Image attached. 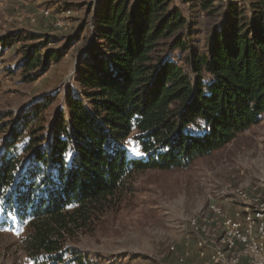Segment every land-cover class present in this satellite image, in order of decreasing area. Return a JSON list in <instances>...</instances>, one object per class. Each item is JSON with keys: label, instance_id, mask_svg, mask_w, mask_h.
Here are the masks:
<instances>
[{"label": "trees", "instance_id": "obj_1", "mask_svg": "<svg viewBox=\"0 0 264 264\" xmlns=\"http://www.w3.org/2000/svg\"><path fill=\"white\" fill-rule=\"evenodd\" d=\"M218 1L185 0L209 14ZM173 4L99 0L88 12L93 36L69 113L47 129L30 111L4 140L0 201L25 228L33 264H91L72 244L121 204L138 175L188 169L262 122L264 0L227 5L203 48ZM48 44L24 51L25 73L41 76L61 60Z\"/></svg>", "mask_w": 264, "mask_h": 264}, {"label": "rangeland", "instance_id": "obj_2", "mask_svg": "<svg viewBox=\"0 0 264 264\" xmlns=\"http://www.w3.org/2000/svg\"><path fill=\"white\" fill-rule=\"evenodd\" d=\"M98 1L0 0V39L11 37L6 39L5 49L0 44V150L12 126L30 111L45 118L47 129L59 112L69 113V95L75 97L81 91L79 60L93 36L88 12ZM230 3L247 8L250 0L218 1L213 14L185 0H174L173 6L193 25L195 44L203 48ZM45 9L54 11L52 18H43ZM62 9L73 13L64 16ZM61 16L66 24L56 27ZM18 33L23 38L13 40L12 35ZM28 35L41 38L25 40ZM45 41L50 50L61 54V60L51 62L41 76L37 71L25 73L24 51ZM130 145L137 152L133 142ZM263 174L264 116L259 125L188 169L150 170L138 175L121 204L103 217L93 233L80 236L73 248L91 264H179L169 250L175 245L188 254L185 264H204L191 249L183 248L187 219L207 209L216 182H254ZM24 235L25 228L4 214L0 201V264H33L23 250Z\"/></svg>", "mask_w": 264, "mask_h": 264}, {"label": "built area", "instance_id": "obj_3", "mask_svg": "<svg viewBox=\"0 0 264 264\" xmlns=\"http://www.w3.org/2000/svg\"><path fill=\"white\" fill-rule=\"evenodd\" d=\"M61 12L70 16L73 10ZM53 14L52 9L42 12L46 19ZM63 18L56 19V27L65 26ZM208 198L207 209L187 219L183 248L204 264H264V174L254 182H216ZM169 250L185 264L187 253L175 245Z\"/></svg>", "mask_w": 264, "mask_h": 264}]
</instances>
